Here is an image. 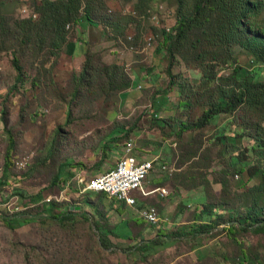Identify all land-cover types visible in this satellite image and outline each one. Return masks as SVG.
Returning <instances> with one entry per match:
<instances>
[{"label": "rangeland", "instance_id": "1", "mask_svg": "<svg viewBox=\"0 0 264 264\" xmlns=\"http://www.w3.org/2000/svg\"><path fill=\"white\" fill-rule=\"evenodd\" d=\"M36 3V0H0V26L6 23L11 30L16 21L29 18L37 21ZM85 5L94 21L110 25L95 29L85 42L94 63L114 53L131 63L136 61L140 73L145 74L141 77L137 74L139 70L134 74L127 71L134 80L133 87L111 96L102 94L99 82L94 81L90 88L83 87L74 97L73 77L78 73L77 67L63 69L68 65L67 61L63 62V54L65 48L70 53L68 45L74 37L75 26L65 27L68 43L61 45L59 58L54 56L59 50L52 46L51 38L42 50L13 41L10 35L0 38V217L19 212L35 217L42 214L49 202L86 214L76 217L72 227L53 226L49 230L36 222L10 230L0 219V264H239L241 244L249 247L251 255L259 253L257 258L264 264V235L250 230L239 231L235 236L227 234L228 211L223 212L221 223L207 233L195 237L177 234L179 228L196 221L195 211L204 203L200 185L211 183L212 193L205 202L221 204L225 200L220 184L215 182L223 180L222 172L230 169L229 153L220 155L214 139L222 130L240 133L247 129V134H253L256 127L261 128L259 132L264 138L262 116L240 110L234 115H218L202 129H185L181 133L179 122L195 123L216 100L219 84L210 86L207 96L200 79L201 69L185 62L170 65L164 46H159L161 30L169 31L176 19L174 0L142 5L136 0H94L88 4L82 0L81 8ZM150 6L153 10L148 18L146 11ZM156 7L160 14H155ZM256 21L264 22V8ZM98 40L105 44L95 48L92 42ZM13 52L25 74L17 86ZM233 60L243 68L241 73L259 69V65H252L249 56L237 48ZM115 64L126 68L121 62ZM232 68L231 64L217 67L216 76L227 78ZM169 81L173 86H169ZM178 83L183 86L182 94L176 88ZM11 87L15 89L9 93ZM164 95L166 105L157 111L156 107L160 106L157 102ZM182 100H188L189 106H178ZM68 108L71 109L69 118ZM158 119L167 120V125H158ZM117 136L119 140L111 148H103L109 138ZM127 142L133 144L139 159L158 156L145 180V189L162 187L169 194L163 198L155 194L148 197L134 194L136 205L122 204L120 214H116L111 209L115 207H110L112 200L89 196L87 191H82L83 184L78 180L81 177L82 181H90L89 178L102 176L116 167L124 156ZM237 143H241V148L247 144L245 140ZM10 145L12 151L5 168ZM162 166L165 170L160 169ZM4 170L6 176H3ZM56 176L58 180L53 183ZM226 181L228 187L223 193L228 195L226 200L234 208L233 214L244 213L250 196L243 192L258 184L259 179L247 181L245 173H232ZM241 183L244 185L239 187ZM86 200L104 209L112 224L119 221L126 224L123 226L128 232L120 228L121 233L116 232L118 237H109V248L95 244L86 220L90 219L92 209L85 204ZM258 202L264 208V198ZM149 207L156 209L159 222L145 234L143 229L150 225L143 223L138 210ZM201 221L208 222V218ZM168 235L175 236L171 242L164 237ZM148 240L165 243L144 256L140 252L133 254L134 244Z\"/></svg>", "mask_w": 264, "mask_h": 264}, {"label": "trees", "instance_id": "2", "mask_svg": "<svg viewBox=\"0 0 264 264\" xmlns=\"http://www.w3.org/2000/svg\"><path fill=\"white\" fill-rule=\"evenodd\" d=\"M36 1L38 20L34 21L29 18L28 20L16 21L13 23L11 30L4 23L0 26V38L10 35V39L13 41L18 40V43L33 45L34 47H39L41 50L51 38L52 46L59 50L54 56L59 58L61 45H67L66 43H68L65 27L68 28L69 24L77 26L87 22L91 26L102 25L103 27V25H106L110 27L105 22L94 21L90 16L89 7L85 5L83 9L81 8L82 0ZM93 1L86 0V4ZM136 1L142 5L157 0ZM174 2L176 19H173V26L170 27L169 31L166 29L161 30V44L159 46H164L163 48L170 59V65H173L174 62H185L187 65L196 64L195 66L201 69L202 76L200 79L203 87H205L207 96L211 92L210 86L215 82L219 84L216 87L218 90L216 100L210 104L208 109L203 111L202 115L192 125H185L184 122L180 121L179 126L181 128H179V131L182 133L185 129H202L216 116L221 114L234 115L236 111L240 110L258 113L259 116H262L261 120H264V22L258 23L256 21L264 8V0H174ZM151 9L153 10L152 6L146 11L148 18ZM154 12L155 14H160L157 7ZM11 33L14 34L12 35ZM236 48L249 56L252 65H259L258 72L246 70L244 73H241L243 68L236 65L233 60L234 49ZM227 64H231L233 67L231 74L223 79L217 77L215 68ZM12 67L16 72L15 86H17L23 82L25 74L15 52H13ZM77 71L78 73L73 77L75 87L74 97L81 92L83 87L86 89L90 88L91 83L94 81L99 82V86L104 92L102 94H107V96L133 87V80L123 65L115 63L106 64L103 61L94 63V56L90 50L84 51V61ZM167 75L171 77L169 72H167ZM220 79L222 80L221 83ZM170 85L173 86L172 81H169ZM176 88L180 94L183 93L181 83H178ZM12 89L15 88L11 87L9 93ZM166 93L167 90L164 94ZM166 102L167 99L164 95L157 102L160 106H157L156 110L162 109L166 105ZM178 106H181V108L188 107L189 101L182 100L178 103ZM1 115H5L4 109L1 110ZM70 115L71 109L68 108L66 113L67 118ZM2 119L4 120L5 118L2 117ZM156 123L164 126L167 125V120L158 119ZM260 129V127H256L253 134H247V129L242 130L240 133H236L232 129L229 132L226 131L227 133L222 130L214 139L216 140L215 144L219 147L218 153L220 155L229 153L228 167L230 169L222 172L223 180L218 179L215 182L220 184L225 200L221 204L205 202L209 194L212 193L211 183L206 182L204 185H200L203 187L200 195L204 199V203L195 211L194 220L197 222L195 221L190 226L179 228L177 234L182 237H195L198 234L207 233L216 228L219 225L218 223H221L219 219H221L223 212L228 211L229 215L225 221L227 224L225 230L227 234L235 236L239 231L246 233L250 230L253 234L264 235V208L257 204L258 200L261 201V198H264V138H261ZM118 138L119 136L109 138L103 148H111L112 144L119 140ZM238 140L241 142L245 140L247 142L246 146H244L245 148L240 147L241 143L238 144ZM11 151L12 146L10 145L6 152L5 168H7ZM131 154L138 162L144 161L143 158L139 159L134 154V147ZM4 171L3 176H6L7 171ZM108 171L103 174L108 173ZM232 173L240 175L245 173L247 181L254 178L259 179L258 184L243 192L246 196H250V202L248 205H245V212L238 215L233 214L234 208L226 200L228 195L223 193L228 187L226 178ZM99 176L101 175L89 178L88 180ZM57 180L58 176H56L53 183ZM243 185L241 183L239 187ZM192 188L191 185L190 189ZM85 193L89 196L97 197V199L108 198L112 200L110 207H115L111 209H114L116 214H120L121 212L119 209L120 205H125L123 202L108 197L104 193H96L95 191H87ZM85 204L92 209L90 219L87 218L86 220L89 222L95 237V244L105 249L109 248V237H118L116 232L121 233L120 228H125L126 224L120 223V221L112 224L109 221L108 213L104 209H101L97 203L86 200ZM80 215L86 216V214H81L79 211L75 212L71 210L70 207L63 209L56 202H49L45 205L42 214L40 213L35 217L28 212H19L0 217V219L5 227L10 230L20 228L32 222H36L41 227L49 230L53 226H57L60 229L72 227L77 221L76 217H80ZM203 218H208V222H202ZM140 219L143 223L150 225V227L143 229L145 234H149L152 225L155 224H150L142 218ZM123 224H125V227ZM127 224L129 226V223ZM121 225L123 227H120ZM126 231L128 232V229ZM126 237H128V234H126ZM164 237L171 242L175 236L168 235ZM130 240L134 239L131 238ZM164 243H161L160 240H148L142 244H134L133 254L140 252L141 256H144V253L150 252L155 247L162 246ZM239 247L241 252L238 257L239 264L261 263L260 259L257 258L259 253L251 255L247 250L249 247H245L243 244L239 245Z\"/></svg>", "mask_w": 264, "mask_h": 264}, {"label": "built area", "instance_id": "3", "mask_svg": "<svg viewBox=\"0 0 264 264\" xmlns=\"http://www.w3.org/2000/svg\"><path fill=\"white\" fill-rule=\"evenodd\" d=\"M133 147L131 142L125 145L124 156L120 160V166L108 171V175L105 178L82 181L80 177L78 183L83 184L82 191L104 193L108 197L123 202L127 207L136 205L134 194H139L142 197H148L153 194L161 198L168 196L169 192L162 187H157L153 190L145 189V180L152 171L158 157L138 162L131 154ZM160 169L165 170V166L160 167ZM138 213L139 217L147 223L156 224L159 220L157 211L153 207L139 210Z\"/></svg>", "mask_w": 264, "mask_h": 264}, {"label": "crops", "instance_id": "4", "mask_svg": "<svg viewBox=\"0 0 264 264\" xmlns=\"http://www.w3.org/2000/svg\"><path fill=\"white\" fill-rule=\"evenodd\" d=\"M95 29H101L102 30L103 27L100 25L91 26L87 22L82 23V25L75 26L74 37H73V39H71V42L68 45L70 47V53L65 48V53L63 54V56H65V59L62 58L63 62H65V61L68 62V65L66 64V66L63 69H71L72 70V69H75L76 67H77V70L80 69V67L84 61V51L86 50L85 48L88 45L85 42L88 41V36L91 33H94ZM103 36H104V34H103ZM100 44L104 45L105 42L99 43V40L97 42H92V45L95 46V48H97ZM114 49H117V48L115 47ZM120 57L121 56H118L114 53H111V54H108L107 56H105V58L103 57V62L106 64L121 62L126 66L127 71H132V73L134 74L139 70L137 72V74L139 73L141 77H144L143 75L145 73H142V72L140 73L141 68L135 64L136 61H133L131 63V61H127L126 59L120 58ZM124 62H126V63H124ZM68 66H69V68H68ZM135 84L137 85L136 80H135ZM153 157H158V156H153ZM143 160H149V159H146V158L144 159V157H143Z\"/></svg>", "mask_w": 264, "mask_h": 264}, {"label": "bare ground", "instance_id": "5", "mask_svg": "<svg viewBox=\"0 0 264 264\" xmlns=\"http://www.w3.org/2000/svg\"><path fill=\"white\" fill-rule=\"evenodd\" d=\"M117 166H120V162L117 164ZM107 175H108V173H106V174H104V175H102V176H100V177H97V178H105ZM97 178H95V179H97ZM95 192H96V191H95Z\"/></svg>", "mask_w": 264, "mask_h": 264}]
</instances>
